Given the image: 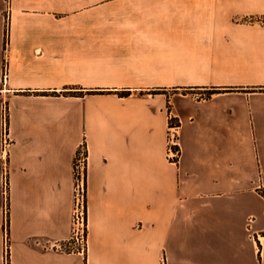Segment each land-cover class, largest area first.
I'll list each match as a JSON object with an SVG mask.
<instances>
[{"label": "crops", "instance_id": "0c3cea01", "mask_svg": "<svg viewBox=\"0 0 264 264\" xmlns=\"http://www.w3.org/2000/svg\"><path fill=\"white\" fill-rule=\"evenodd\" d=\"M7 7L0 264L6 218L11 264H264V0H10L9 30ZM83 143L85 255L50 247L71 233Z\"/></svg>", "mask_w": 264, "mask_h": 264}, {"label": "built area", "instance_id": "2783aa9c", "mask_svg": "<svg viewBox=\"0 0 264 264\" xmlns=\"http://www.w3.org/2000/svg\"><path fill=\"white\" fill-rule=\"evenodd\" d=\"M8 7L6 11V27L10 28V0H7ZM8 44V41H7ZM8 65L5 64L4 76H7ZM168 139V146H169ZM173 144V143H172ZM176 144V143H174ZM178 152L168 147V159L177 157ZM173 163H176L172 161ZM87 166L88 155L85 143L80 147L74 160V186H73V210L71 233L68 239L54 242L50 247L65 253H79L85 255L88 249V192H87ZM9 190V180L4 178V194L7 197ZM252 219H250V222ZM10 236H9V218H6L5 226V264H11L10 260ZM162 264H167L163 261Z\"/></svg>", "mask_w": 264, "mask_h": 264}, {"label": "rangeland", "instance_id": "374dc122", "mask_svg": "<svg viewBox=\"0 0 264 264\" xmlns=\"http://www.w3.org/2000/svg\"><path fill=\"white\" fill-rule=\"evenodd\" d=\"M202 63H203V61L192 60V59L183 60L185 70H193L194 67L199 68L200 64L202 65ZM167 92L173 96L176 94H179L180 96L181 95H187V94H194L198 98L205 99V98L211 97V95L213 93V89L191 90L189 87H174V88H169V90ZM220 92H222V91H220ZM178 125L179 124L175 122L174 118L170 119V129H169V137H168L170 143H169L168 147H170V145H171L173 150H176L178 152L177 157L174 159H170V162L174 161L177 164H179L180 159H181V155H182V151H181V147H180V143H179ZM174 143H176V144H174ZM263 195H264V189H263Z\"/></svg>", "mask_w": 264, "mask_h": 264}, {"label": "trees", "instance_id": "16d2710c", "mask_svg": "<svg viewBox=\"0 0 264 264\" xmlns=\"http://www.w3.org/2000/svg\"><path fill=\"white\" fill-rule=\"evenodd\" d=\"M220 91L219 90H217V89H213V93L212 94H214V93H219ZM131 94V92L130 91H125V92H122V96H128V95H130Z\"/></svg>", "mask_w": 264, "mask_h": 264}]
</instances>
